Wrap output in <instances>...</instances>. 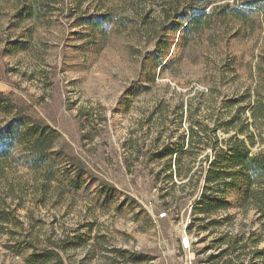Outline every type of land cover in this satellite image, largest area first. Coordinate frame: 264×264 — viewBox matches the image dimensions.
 Wrapping results in <instances>:
<instances>
[{
    "label": "rangeland",
    "instance_id": "rangeland-1",
    "mask_svg": "<svg viewBox=\"0 0 264 264\" xmlns=\"http://www.w3.org/2000/svg\"><path fill=\"white\" fill-rule=\"evenodd\" d=\"M38 1L42 10L19 18L31 0H0V91L27 122L51 126L57 173L80 166L83 186L33 168L19 148L0 156V264H29V253L46 250L58 255L38 264H207L231 230L251 235L242 255L256 257L251 232L264 247V210L253 196L228 192L213 217L192 210L215 139L227 148L245 139L250 156H264V23L232 38L225 21L219 35L177 44V16L211 0ZM102 13L113 17L106 30L85 23ZM10 119L0 113V130ZM182 142L187 153L157 156ZM200 217L221 226L200 229ZM119 249L147 257L126 262Z\"/></svg>",
    "mask_w": 264,
    "mask_h": 264
},
{
    "label": "trees",
    "instance_id": "trees-1",
    "mask_svg": "<svg viewBox=\"0 0 264 264\" xmlns=\"http://www.w3.org/2000/svg\"><path fill=\"white\" fill-rule=\"evenodd\" d=\"M204 1V0H201ZM214 2V4H213ZM27 4V3H25ZM43 6L38 0H31V3L24 5L17 10L19 18H25L35 15L42 10ZM177 24L173 27L175 31H180L177 44H189L192 38L200 36L204 32L211 34L218 33L221 22H231L235 25L232 38L239 37L246 29H254L262 27L264 23V0H248L242 1L241 4L237 2L218 3L214 0L206 1L204 4L192 5L189 9L181 11L177 16ZM85 23L97 30L104 31L113 23V17L107 13L88 16ZM168 29H171L168 27ZM168 32V31H167ZM22 45V44H21ZM168 48L163 55H156L157 66L166 65L170 59ZM234 63L237 60L233 61ZM163 65V66H164ZM260 66V64H258ZM259 69V68H258ZM261 75V71H259ZM263 104L258 101L255 110H263ZM0 113L11 115V119L7 121L5 127L0 130V156L11 154L16 148L23 153V158L33 168H42L50 170L54 169L53 177L58 179L59 176L64 177L68 181L71 190H80L83 183L80 178L83 176V171L80 166L73 167L67 171V174L57 173L56 166L60 159L56 154V149H52V142L54 140V130L47 123L27 122L25 116L21 112H16L14 101L6 94L0 91ZM217 130V128H215ZM220 140L217 138L212 146L213 156L208 165L202 168L203 174L198 184H196L193 194L200 193L196 204L193 206L192 212L194 214L205 213L209 217L217 214L219 208H226L230 203L228 201V192L235 191L240 200H247L252 197L256 200V206L259 210H264V190L262 183L264 179V156L261 153L250 156V147L245 139L236 137V146L223 147L220 146ZM254 142L252 141L251 146ZM240 146V147H239ZM185 145L180 144L178 149H173L169 153L159 152V158L168 154H175L181 150L180 155L187 153V148L183 149ZM241 148V149H240ZM172 166H169L171 169ZM236 171L233 173V170ZM189 170L182 174L180 167L178 173L180 178H192L189 176ZM71 172L74 173V178H71ZM239 175L236 177V175ZM256 184V191H253V185ZM100 194L109 198L110 190L103 187ZM6 217L0 214V221ZM205 217L198 218V221L203 222ZM197 221V220H196ZM221 221L214 218L209 223L198 225L200 229L209 230L221 226ZM197 222H191L187 226L188 232H191L196 226ZM253 236L257 237L254 241L253 252L256 257L246 259L242 254L245 248L249 246L248 240L251 235L246 236L242 231H227L220 232L216 237L215 242L218 243V248H222V240L225 239L227 244L225 248L220 249L217 253H210L205 258L207 264H264V247L259 244L262 242V236L251 232ZM245 241V242H244ZM244 242V243H243ZM210 247L206 246L204 249ZM125 261L140 262L147 255L129 251L127 249H119ZM58 255L53 251H44L42 253H29L26 261L29 264H38L49 260ZM225 258V259H224ZM223 260V261H222Z\"/></svg>",
    "mask_w": 264,
    "mask_h": 264
},
{
    "label": "built area",
    "instance_id": "built-area-1",
    "mask_svg": "<svg viewBox=\"0 0 264 264\" xmlns=\"http://www.w3.org/2000/svg\"><path fill=\"white\" fill-rule=\"evenodd\" d=\"M166 214H167V213H161L160 216L164 217V216H166Z\"/></svg>",
    "mask_w": 264,
    "mask_h": 264
}]
</instances>
